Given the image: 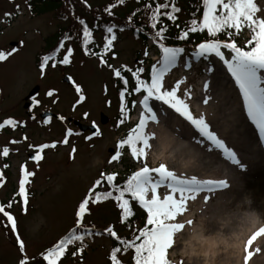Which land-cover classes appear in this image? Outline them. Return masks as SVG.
<instances>
[{"label":"rangeland","instance_id":"obj_1","mask_svg":"<svg viewBox=\"0 0 264 264\" xmlns=\"http://www.w3.org/2000/svg\"><path fill=\"white\" fill-rule=\"evenodd\" d=\"M62 2L63 7L58 10L37 14L35 0H0V50L8 52L12 48L17 49L7 60L0 61V123L8 118L18 122L15 129L9 125L0 130V149L5 145L11 149L8 157L0 156L2 172L0 203L15 201L11 211L17 218L18 231L27 244L29 255H35L51 246L74 227L78 203L102 171L119 173L117 181L123 183L128 175L142 166L141 162L132 158L127 148L122 150L119 160L108 163L117 151L118 141L138 123L141 106L138 104L136 108H132V101L140 97L136 94L127 97L129 110L125 123L119 124L122 118L119 97L122 82L113 75L111 69L100 64L97 56L85 54L82 46V26L78 22V18L84 19L93 29L95 44L89 47L93 53L99 52L103 48V37L107 34L104 24L110 22L109 25H112L114 23L112 21L128 20L136 8L137 0H125L124 4H119L118 0H87L86 3L85 0H62ZM200 3L202 5V1ZM257 3L264 7V0H257ZM110 4L116 5L112 9V15L104 11ZM5 13L12 15L5 17ZM202 13L203 8L198 13V18L187 13H181L185 15L181 18L189 25L191 19L199 20ZM140 22L150 27L144 18ZM154 31L151 30L152 33ZM115 33L119 38L113 42V48L105 55L108 63L115 67L127 65L133 70L143 67L145 72L142 76L147 77L151 66L160 59L155 50L158 45L154 35L151 33L150 42L146 45L127 29ZM248 34L244 31L240 37L247 38ZM66 35L72 39L65 40V47L56 56L57 66L51 67L50 61L42 74L40 70L42 58L52 54ZM68 47L74 49L71 63L68 65L58 63ZM145 50L148 52L147 56L144 55ZM189 59V52L181 54L177 66L166 74L165 86L170 88L177 80L186 78L181 85L180 94L183 95L185 92L189 94L187 102L193 114L203 115L216 134L221 135L224 141L228 139L231 142L229 147L236 153L244 167L233 164L222 155L217 159L215 149L202 142H197L191 149L184 148L189 141L181 137L192 138V135L178 122H176L178 129H175L173 119H167V122L162 123L159 120L160 116L158 122H149L147 129L156 134L151 141L148 164L150 167H157L161 162L166 163L171 170L183 177L196 176L202 180L227 181L228 188L217 189L212 193L203 191L195 200L188 201V211L180 220H192L193 223L186 225L176 236V247L171 252V259L176 264L180 260H183L184 264H192L194 259L198 261L196 264H230L226 260L223 261L222 256L212 258L210 251L206 252L207 256H203L206 254L201 252L203 244L190 237L194 232L212 238H218L219 234H223L232 241L244 237L248 227L252 225L251 220L255 213L260 211L238 208L241 205L247 207L252 205L253 198L249 195L248 182L251 179L260 180L263 175L252 177L255 171L259 170L255 169L258 162L252 159L255 143L252 129L245 126L234 130L231 136L219 123L212 120L214 117L219 118L217 116L225 119V110H220V104H226V113L228 108L238 111L236 94L231 90L224 92L222 82L221 85L220 82L215 83L219 81L218 78L223 80V74L219 72L220 67L216 68V63L209 62L206 66H214L215 71L209 72L205 66L202 72V69L195 65L197 62L191 64V68L185 67L186 63H191ZM125 75L131 82V74ZM69 77L82 87L84 101L77 103L79 94L75 91L73 83L68 82ZM37 89V93L31 96ZM49 91H53L52 96L47 95ZM34 97L40 103L35 104L29 111L27 103ZM160 106L162 105L155 102L156 109ZM45 112L53 115L49 123H44ZM56 115L65 119L56 118ZM102 116L106 119L105 123L102 122ZM76 123L97 126L101 135L95 136L90 130L81 133V128ZM166 126L172 130H167ZM69 128L73 131L69 143L67 145L57 143L56 148L46 149L43 160L37 166L30 158V155L35 154V150L29 145L60 142ZM236 135L248 138L247 152L235 146L233 137ZM24 136L28 139L24 140ZM89 136L92 138L86 139ZM11 140L20 143L11 144ZM162 144L167 147L164 151L161 148ZM73 147L77 150L74 159L71 155ZM201 158L210 163L205 164ZM25 163L29 171L35 172V176L30 177V183L26 185L29 193L27 213L23 211L22 198L17 195L21 165ZM126 163L131 170L125 169ZM5 164L8 165L7 168L4 167ZM261 164L264 166V161ZM102 190H107V185ZM164 191L165 189L161 188V192ZM205 195L210 197L207 202L204 200ZM90 213L86 216V226H94L97 231L103 232L109 225H114L118 235L131 238L134 230H128L126 224L120 223V210L114 201L93 204L90 206ZM0 221H4L2 214ZM255 229L256 227L253 230ZM85 243L82 256L71 255V252L79 247V243L70 246L63 264H110L109 253L115 245L107 233L89 236ZM223 243L222 241L218 243L220 254L225 252ZM255 250L254 260L264 261V253L261 255L264 251V236ZM132 255L130 251L121 256L124 264H128L129 261L132 264ZM21 256L15 234L10 227L0 223V264H18Z\"/></svg>","mask_w":264,"mask_h":264},{"label":"snow or ice","instance_id":"obj_2","mask_svg":"<svg viewBox=\"0 0 264 264\" xmlns=\"http://www.w3.org/2000/svg\"><path fill=\"white\" fill-rule=\"evenodd\" d=\"M86 2L87 0H85ZM118 3L124 4L125 0H118ZM115 6V4H110L104 11L112 15V9ZM146 7L151 11L148 20L151 29L155 30V42L160 51V59L151 66V71L147 77L142 76L145 72L143 67H137L135 70L127 65L115 67L109 64L105 58V55L113 48V42L117 39L114 31L116 25L105 26L107 34L103 37V48L101 51L93 53L89 47L95 44L93 29L84 19L78 18V22L82 26V46L85 54L97 56L100 64L111 69L113 75L122 82L123 87L119 92L122 118L119 120V124L125 123L126 113L129 110L127 97L133 94L140 97L138 100L132 101V108H136L138 104L141 106L138 123L128 131L124 138L118 141L117 151L111 156L108 163L111 164L113 161L119 160L122 150L127 148L132 158L141 162L142 166L128 175L123 183L117 181L119 173L102 171L99 178L94 181L78 203L74 227L51 246L35 255L28 254L27 244L18 231L17 218L11 211L15 201H9L7 204L0 203V214L4 217V221H0V223L11 228L15 234L19 252L22 254L18 264H63V259L69 253L70 246L79 243V247L72 251L71 255L80 254L82 256L86 247L85 238L103 235L104 233L116 241V246L109 253L110 264H124L121 256L130 251L133 253L132 264H176L171 259V252L176 247V236L185 229L186 225L193 223L192 220H180V217L188 211V201L195 200L197 195L203 191L212 193L217 189H226L229 185L225 180H202L196 176L190 178L179 176L163 162L157 167L149 166L148 155L152 148L151 141L156 134L147 131V129L149 122H158V109L155 108V102L167 105L168 108L183 117L192 126L196 134L211 144L212 149L219 150L218 155H222L233 164L244 167L236 153L211 129L205 117L193 114L187 102L189 94L187 92L183 95L180 94L181 85L186 78L177 80L170 88L165 86L166 74L177 66L185 49L170 47L165 44V34L168 29L167 26L162 25V17H167L168 20L175 23L178 19L176 14L181 9L176 6L175 0H169L167 3H156L154 8L149 3ZM169 8L170 10H168ZM202 8V17L199 20L191 19L189 25L180 31L177 39L187 40L192 33H207L208 38L196 45L194 55L203 58H215L222 64L234 80L235 85L238 86L247 118L251 120L259 130L261 137L264 138V76L261 73V70H264V7L260 6L257 0H202ZM11 15V13H5V17ZM132 15L134 16L135 13ZM128 21H132V16L128 17ZM176 26L179 27L178 24ZM245 30L249 35L245 44L241 46L237 43L236 37H239ZM121 31H123L122 28ZM221 34L225 35L227 39L221 40L219 38ZM71 39V36L66 35L52 54L42 58L40 64L42 74H44L50 61H52L51 67L57 66L56 56L65 47V40ZM16 51V48H12L8 52L0 50V61L7 60ZM73 52L74 49L68 47L58 63L70 64ZM144 55H148L147 50H145ZM215 60L210 62L214 64ZM191 66L190 63L185 64V67L191 68ZM206 70L213 72L215 67L206 66ZM125 73L131 74V82ZM69 80H72V77H69ZM72 83L75 91L79 94L77 103L84 101L85 96L82 87L76 84L74 80ZM47 95L52 96L53 91H49ZM33 101L34 104L40 103L35 97ZM206 102L207 100H205ZM60 119L65 118L61 116ZM50 120L51 117H48L44 123H49ZM17 124L18 122L12 118L5 119L0 123V130L9 125L15 129ZM72 135L73 131L69 128L64 139L60 142L29 145L35 150V154L30 158L39 166L46 149L56 148L57 143L67 145L69 137ZM93 135H101L99 129ZM91 138L89 136L86 139ZM23 139L27 140L28 138L24 136ZM10 143L17 144L20 141L11 140ZM10 151L9 146L5 145L0 149V156L8 157ZM76 151V148L73 147L71 153L73 159ZM4 167L7 168L8 165L5 164ZM0 176H2V172H0ZM33 176H35V172L29 171L26 163L21 165L17 195L22 198L25 213H27L29 205V193L26 185L30 183L29 178ZM105 185H107V190H102ZM161 188H164L165 191L161 192ZM209 199V196H204L205 202ZM108 200L115 202L116 207L120 210V223L127 224L129 228L132 227L129 223L130 218L135 216L134 203L146 213L143 226L135 228L131 238L118 235L114 225H109L103 232L97 231L94 226H86V216L91 214L90 206ZM261 235H264V227H260L247 241L243 256L244 264H248L253 255V252L248 251L247 248ZM178 264H184L183 260H180Z\"/></svg>","mask_w":264,"mask_h":264},{"label":"bare ground","instance_id":"obj_3","mask_svg":"<svg viewBox=\"0 0 264 264\" xmlns=\"http://www.w3.org/2000/svg\"><path fill=\"white\" fill-rule=\"evenodd\" d=\"M221 74V71H219ZM219 81L215 82L216 84H218L219 82H221L220 78H218ZM223 100V98H222ZM221 108L220 110L223 111L225 110V119L222 120V118L220 116H217L219 118H212V120L216 123H219L222 129H224L226 131V133L231 134L234 130L236 129H241L242 127H248L250 128L248 125H250L249 123L245 122L240 116L237 110L234 109H230L228 108V112L227 108H226V104H220ZM182 139H186L189 141L188 144L184 145L183 147L186 149H191L193 147H195L197 145L196 139L195 138H191L189 139L188 137H181ZM233 141L235 146L239 147L240 149L246 151V148L248 146H246V142H248V138L246 137H240V136H235L233 137ZM226 142L228 145H230V141L228 139H226ZM164 143V142H163ZM162 150L164 151L167 147L166 145L162 144ZM247 152V151H246ZM205 158V157H203ZM201 158V160L205 163L208 164L210 162H206L204 161V159ZM254 161L258 162L255 165V169L259 168V170L255 171V173L252 175L253 178H255L258 175H263V177L259 180V179H251L248 182V189H249V195L253 198L252 200V205H249L248 207L246 205H241L239 206V210L242 209H255L257 211H260V213H255L253 220L252 221V225L248 227L246 234L244 235V237L240 238L238 241H232L229 237H226L223 234H219V237H206L204 234H199L194 232L193 236L190 238H194L195 240L199 241L200 243H202V249L201 252L202 253H208L210 251V253L212 254V258H214L215 256H218V258H220L222 256L223 261H228L230 264H244V260H243V256L245 255V243L247 244L246 240L248 237L247 234L253 230L255 227V231H252L250 234L253 235L255 232H257L259 230L260 227H264V173H263V165L261 164L262 161H264L263 158L260 157H253L252 158ZM263 170V171H262ZM178 175V173H177ZM228 229V228H227ZM219 241L224 242V249L225 252L220 254V248L218 247V243ZM200 252V254H202ZM204 254L203 256H207L208 254ZM264 253V251L261 253V255ZM242 259V260H241ZM197 259H194L192 264H196ZM227 262V263H228ZM251 264H264V261H262V259H256L252 260Z\"/></svg>","mask_w":264,"mask_h":264},{"label":"trees","instance_id":"obj_4","mask_svg":"<svg viewBox=\"0 0 264 264\" xmlns=\"http://www.w3.org/2000/svg\"><path fill=\"white\" fill-rule=\"evenodd\" d=\"M36 1V13L37 14H43L50 10H58L61 7H63L64 3L62 0H35ZM202 0H175V3L177 7L181 9L179 13L176 14L177 20L175 23L168 20L167 17H162V25L167 26L168 31L166 32V40L164 41L166 45H175V46H188L192 47L195 44H198L205 39H207V33H192L190 34L189 38L187 40H178L177 36L180 33L181 30L185 29L188 26V23L185 22L181 17H184L185 15H181V13H187L189 15L193 14L194 16L198 18V13H200V10L202 9L201 2ZM169 0H137L136 2V8L132 11L131 14L135 13V15H132V21L129 22L127 19L121 20V21H112L113 24L116 25V31L121 30H128L131 31L137 38H139L141 41H143L146 45L149 44V39L151 36V27L143 25L140 21L142 18L145 19L146 22H149L148 17L151 15V11L146 7L149 3L154 8L156 3H167ZM170 10V8H169ZM136 11V12H135ZM147 13V15H146ZM110 22L104 25H109ZM179 25L177 27L176 25ZM103 25V26H104ZM154 35V33H152ZM221 40H226L227 37L223 34L219 37ZM237 43L239 45H244L246 42V39L237 38ZM51 44V43H50ZM158 52V51H157ZM133 113V111L131 112ZM128 170H131V167L127 165L126 168ZM134 169V168H133ZM132 169V170H133ZM135 216L133 218H130L129 223L132 225L129 229L135 230V228L139 227V222L143 224L144 219H140V216L138 215V209L134 208ZM127 226V224H126ZM113 239V238H112ZM114 245L116 246V241L113 239ZM131 260V259H130ZM130 264V261L128 262Z\"/></svg>","mask_w":264,"mask_h":264},{"label":"water","instance_id":"obj_5","mask_svg":"<svg viewBox=\"0 0 264 264\" xmlns=\"http://www.w3.org/2000/svg\"><path fill=\"white\" fill-rule=\"evenodd\" d=\"M68 81L71 82L69 79H68ZM37 91H38V89L35 90V91L31 94V96L34 95V94H36ZM28 106H29V105H27V107H28ZM49 115H51V114H50V113H45V114H43V117H47V116H49ZM102 122H103V123L106 122V119H105L104 116H102ZM76 124H77L78 126H80V128H81L82 131H85V130H91L92 132H96V131H97V129H96L95 127L85 126V125L78 124V123H76Z\"/></svg>","mask_w":264,"mask_h":264}]
</instances>
